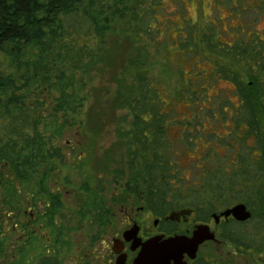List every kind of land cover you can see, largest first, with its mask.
Wrapping results in <instances>:
<instances>
[{
    "label": "trees",
    "instance_id": "16d2710c",
    "mask_svg": "<svg viewBox=\"0 0 264 264\" xmlns=\"http://www.w3.org/2000/svg\"><path fill=\"white\" fill-rule=\"evenodd\" d=\"M162 1L0 0V189L11 192L12 176L21 182L38 175L46 178L47 163L60 161L61 148L46 135L45 118L36 112L42 103L32 107L27 102L33 91L47 92L49 97L56 91L51 121L57 111L65 115L66 106L76 103L66 67L72 63L80 70L83 64L98 63L106 54L115 22L128 15L135 20L138 44L128 65L137 71L148 69L154 60L151 47H158V36L163 34L157 24L151 26ZM244 1L253 7L242 13L252 9L264 16V0ZM187 36V57L194 60L199 53L194 48L201 46L208 53L200 59L211 65L200 69L193 64L190 77L181 79L176 104L185 105L191 120L174 121L183 113L170 110L165 88L140 74L130 96L126 133L131 177L143 188L149 206L162 216L188 206L207 221L221 207L246 205L252 218L225 224L224 239L264 256V38L240 36L218 48L205 33ZM223 81L233 86L236 104L219 94L214 98L206 94L209 86ZM202 121L208 122L210 132L189 141L202 140L208 153L197 183L188 187L185 174L179 176V163L172 159L170 129H180L184 134L180 140H185L203 132ZM217 125L227 132L218 133ZM207 162L214 166L207 167Z\"/></svg>",
    "mask_w": 264,
    "mask_h": 264
},
{
    "label": "rangeland",
    "instance_id": "374dc122",
    "mask_svg": "<svg viewBox=\"0 0 264 264\" xmlns=\"http://www.w3.org/2000/svg\"><path fill=\"white\" fill-rule=\"evenodd\" d=\"M156 6L158 9L154 11L155 18L152 19L153 16L149 15L147 18L152 19V28L157 24L163 34L158 36L160 38L158 47L156 48V45L151 47L154 60L148 69L137 71L128 65L138 46L134 31L135 20L128 15L125 19L115 22L109 33L106 54L98 63L92 66L83 64L80 70H75L72 63L70 67H66V74L74 85L72 86L76 94L74 97L76 103L70 108L66 106L65 115L57 111V115L55 114L51 121L50 114L58 94L56 91H53L50 97L47 92L40 94L41 92L33 91V97L27 99L32 107H35L38 101L42 103L40 108H36V112L45 118L42 120L43 129L52 139V143L62 148L64 154L62 161L49 162L48 167L43 170L49 168V173L50 170L56 169L52 171V177L50 178L49 175L48 178L52 185L60 184L63 196L69 195L63 180L73 171L79 176H86L91 187L105 178L107 180L111 178L120 186L129 181L127 175L130 148L126 136L130 121L129 102L135 81L141 76L140 74H147L165 88L170 110L183 113L176 115L174 121H187L185 117L191 120L185 105L176 104L181 79L190 77L193 64L200 69L211 65L200 59L202 55L208 53L207 48L195 47L194 49L199 52L198 56L194 57V60L187 57L185 41L188 34L205 33L213 38L212 41L218 48H224L240 36L254 40L258 37L264 38V16L255 13L252 9L242 13L245 9L253 7L249 1L163 0L159 7ZM204 74L205 72L202 73ZM191 75L194 76L195 71ZM232 88L231 84L223 81L209 86L206 94L213 98L214 95L219 94L221 99L231 100L236 104L237 98L233 95ZM202 123L205 125L203 132L201 133V129L199 133L196 135L192 133L185 140H180L184 135L180 129L174 126L170 129L172 147L176 154L172 159L179 163V176L185 174L184 182L188 187L197 183L205 167L202 165L203 158H206L208 151L203 141L196 144L189 141L195 136L206 137V133L210 132L208 122L202 121ZM215 128L220 134L227 132L224 129L222 131L218 125ZM56 129L63 131L56 134L54 133ZM213 133L217 134L216 131ZM213 166V162H207V167ZM116 185L109 188L107 195L118 194L115 190ZM87 193L88 191L82 189L80 194ZM201 253L208 255L215 264H264V260L240 253L230 244L222 243L218 251L213 246H209Z\"/></svg>",
    "mask_w": 264,
    "mask_h": 264
},
{
    "label": "flooded vegetation",
    "instance_id": "af4514ba",
    "mask_svg": "<svg viewBox=\"0 0 264 264\" xmlns=\"http://www.w3.org/2000/svg\"><path fill=\"white\" fill-rule=\"evenodd\" d=\"M63 156L61 152L60 161ZM55 170H50L46 178L38 175L23 182L12 176L11 192L0 189V264H134L149 240L191 237L199 225L209 226L215 239L201 244L195 259L185 254L182 264H215L201 252L209 246L218 251L222 243L233 245L224 239L225 224L245 223L233 216H221L238 204L221 207L207 221L188 206L162 216L146 202L143 188L134 184L129 167V181L121 186L107 177L110 180L105 178L91 187L86 176L73 171L63 180L69 193L63 196L60 184L54 186L48 178ZM115 185L118 194L107 195ZM82 189L88 193L80 194ZM184 210L192 213L169 219L173 212ZM233 246L240 253L264 260V256Z\"/></svg>",
    "mask_w": 264,
    "mask_h": 264
},
{
    "label": "water",
    "instance_id": "95a60500",
    "mask_svg": "<svg viewBox=\"0 0 264 264\" xmlns=\"http://www.w3.org/2000/svg\"><path fill=\"white\" fill-rule=\"evenodd\" d=\"M192 210H184L179 213L173 212L169 219L178 220L182 215H190ZM222 217L233 216L239 222L250 220L252 213L246 205L238 204L233 208L225 211ZM217 218V217H216ZM217 221L219 218L216 219ZM215 235L211 232L207 225H199L193 232L191 237L185 235H176L167 239L157 237L149 240L144 245L143 252L135 260L134 264H182L185 254H188L191 259L196 258L199 246L206 241L214 240Z\"/></svg>",
    "mask_w": 264,
    "mask_h": 264
}]
</instances>
